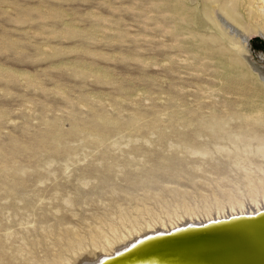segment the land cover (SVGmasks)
Returning <instances> with one entry per match:
<instances>
[{
    "label": "rangeland",
    "instance_id": "374dc122",
    "mask_svg": "<svg viewBox=\"0 0 264 264\" xmlns=\"http://www.w3.org/2000/svg\"><path fill=\"white\" fill-rule=\"evenodd\" d=\"M261 206L264 0H0V264Z\"/></svg>",
    "mask_w": 264,
    "mask_h": 264
},
{
    "label": "bare ground",
    "instance_id": "6f19581e",
    "mask_svg": "<svg viewBox=\"0 0 264 264\" xmlns=\"http://www.w3.org/2000/svg\"><path fill=\"white\" fill-rule=\"evenodd\" d=\"M231 212L150 226L112 255L81 264H264V206Z\"/></svg>",
    "mask_w": 264,
    "mask_h": 264
},
{
    "label": "water",
    "instance_id": "95a60500",
    "mask_svg": "<svg viewBox=\"0 0 264 264\" xmlns=\"http://www.w3.org/2000/svg\"><path fill=\"white\" fill-rule=\"evenodd\" d=\"M122 255H124V254H122ZM115 257V256H114ZM102 258H105V256H103Z\"/></svg>",
    "mask_w": 264,
    "mask_h": 264
}]
</instances>
